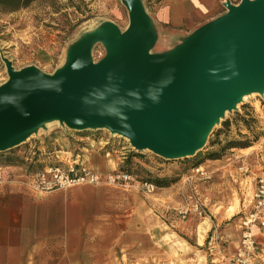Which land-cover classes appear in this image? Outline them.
<instances>
[{
    "label": "rangeland",
    "instance_id": "1",
    "mask_svg": "<svg viewBox=\"0 0 264 264\" xmlns=\"http://www.w3.org/2000/svg\"><path fill=\"white\" fill-rule=\"evenodd\" d=\"M140 1L147 13L151 0ZM226 2L236 5L240 0ZM106 22L120 31L127 28L129 17L121 0H37L26 9L0 16V86L8 79L3 58L15 70L35 67L51 75L65 65L73 45ZM104 55L103 45L95 43L92 61ZM224 121L228 127L222 125ZM230 140L251 145L223 150ZM97 148L103 153L125 152L115 171L133 178L123 188L135 195L137 215L126 211L122 226L133 224L134 233H124L122 240L131 243L133 235L134 246L113 250L115 264H236L244 231L255 242L254 251L246 255L249 264H264V227L259 220L264 207L257 208L253 199L257 180L264 179V91L225 112L206 146L192 157L166 160L149 150L134 149L127 139L106 129L71 131L51 120L19 146L0 152V168L13 170L29 183L37 173L65 168L76 155ZM212 153L219 154L218 159H207ZM198 166L204 174L195 173ZM241 166L246 172L239 170ZM156 179L173 184L152 185L150 192L142 188L145 181ZM252 215L255 221H249Z\"/></svg>",
    "mask_w": 264,
    "mask_h": 264
},
{
    "label": "water",
    "instance_id": "2",
    "mask_svg": "<svg viewBox=\"0 0 264 264\" xmlns=\"http://www.w3.org/2000/svg\"><path fill=\"white\" fill-rule=\"evenodd\" d=\"M121 3L127 28L103 23L51 75L2 59L0 152L58 120L71 131L106 129L166 160L188 158L243 96L264 91V0L226 2L223 15L161 54L151 51L155 35L141 1ZM97 42L105 55L94 63Z\"/></svg>",
    "mask_w": 264,
    "mask_h": 264
},
{
    "label": "crops",
    "instance_id": "3",
    "mask_svg": "<svg viewBox=\"0 0 264 264\" xmlns=\"http://www.w3.org/2000/svg\"><path fill=\"white\" fill-rule=\"evenodd\" d=\"M150 4L147 14L155 35L151 51L158 54L172 50L225 12L224 0H151ZM85 151L71 162L100 176L115 171L125 158L121 150ZM125 191L101 180L39 192L13 170H2L0 264H115L113 250L134 246L133 235L131 243L122 240L124 233H134L133 224L123 228V214L131 210L133 217L137 215L135 195ZM135 229L138 240L140 230Z\"/></svg>",
    "mask_w": 264,
    "mask_h": 264
},
{
    "label": "built area",
    "instance_id": "4",
    "mask_svg": "<svg viewBox=\"0 0 264 264\" xmlns=\"http://www.w3.org/2000/svg\"><path fill=\"white\" fill-rule=\"evenodd\" d=\"M240 171L246 172L243 166L240 167ZM196 174H204L200 166L194 169ZM2 175V170L0 168V178ZM101 180L113 185H119L122 187H128L133 181L130 174L125 172L115 171L100 176L94 172L86 171L78 167L74 162L69 163L65 168L53 167L48 168L42 172L35 175L34 179L29 182L32 188L39 192H49L57 189H66L72 185L76 184H97ZM142 188L146 192L153 190V186L148 183H143ZM253 199L255 200L256 207H264V179L259 178L257 180L256 189L253 193ZM256 215L251 216V220L255 221ZM260 225L264 227V215L259 218ZM245 227L246 224H245ZM248 231H244L242 234L241 247L243 251L238 252V258L236 264H249L246 255L255 249V242L250 237Z\"/></svg>",
    "mask_w": 264,
    "mask_h": 264
},
{
    "label": "trees",
    "instance_id": "5",
    "mask_svg": "<svg viewBox=\"0 0 264 264\" xmlns=\"http://www.w3.org/2000/svg\"><path fill=\"white\" fill-rule=\"evenodd\" d=\"M37 0H0V16L12 14L15 12H18L22 9L28 8L32 3H34ZM242 121L245 122L244 118H242ZM222 125L224 127H228V123L226 121L222 122ZM251 145V142L248 141H234L230 140L225 143V145L222 147L223 150L225 149H232V148H247ZM219 154H209L207 159L215 160L218 159ZM127 173V172H125ZM148 184L154 185L158 188H166L170 186L167 180H150V182H146Z\"/></svg>",
    "mask_w": 264,
    "mask_h": 264
},
{
    "label": "bare ground",
    "instance_id": "6",
    "mask_svg": "<svg viewBox=\"0 0 264 264\" xmlns=\"http://www.w3.org/2000/svg\"><path fill=\"white\" fill-rule=\"evenodd\" d=\"M252 94H253V93H251V94H249V95H252ZM249 95H245V96H243L242 99H241V102H242L244 99H246L247 96H249ZM238 104H239V103H238ZM238 104H237V105H238ZM237 105H236V106H237ZM45 123H46V121L44 122V124H45ZM45 126H46V125H45ZM39 130H40V128H39ZM39 130H38V132H39ZM31 136H32V135H31ZM125 139H126V138H125ZM249 235H250V237L252 238L251 233H250ZM252 239H253V238H252Z\"/></svg>",
    "mask_w": 264,
    "mask_h": 264
}]
</instances>
